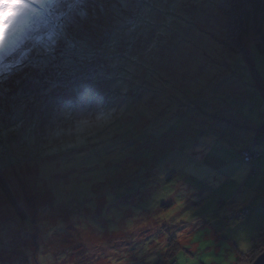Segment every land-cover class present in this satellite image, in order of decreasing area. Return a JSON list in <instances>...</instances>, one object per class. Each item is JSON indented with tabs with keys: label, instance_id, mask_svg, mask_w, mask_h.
<instances>
[{
	"label": "rangeland",
	"instance_id": "rangeland-1",
	"mask_svg": "<svg viewBox=\"0 0 264 264\" xmlns=\"http://www.w3.org/2000/svg\"><path fill=\"white\" fill-rule=\"evenodd\" d=\"M122 1L80 0L83 18L68 8L55 28L38 15L3 57L0 264H234L264 231L253 37L222 46L225 0ZM123 27L121 58L88 78L100 58L79 50ZM118 82L141 96L139 121L106 102Z\"/></svg>",
	"mask_w": 264,
	"mask_h": 264
},
{
	"label": "trees",
	"instance_id": "trees-1",
	"mask_svg": "<svg viewBox=\"0 0 264 264\" xmlns=\"http://www.w3.org/2000/svg\"><path fill=\"white\" fill-rule=\"evenodd\" d=\"M114 1L120 5V3H121L120 1H122V0H114ZM57 2H59V0H57ZM67 3H69V2H67ZM229 6L233 9L232 13H229V11L227 10V8ZM62 7H63V9H60L58 11H56L55 7L45 9V10H41L38 15L41 16L42 20H44L47 23H50V25H53V28H55V26H56L55 16L60 15L63 12V10H65L66 12L69 10L66 6H62ZM71 10L76 11L77 14L83 18V16H84L83 12L78 11L76 7L72 8ZM219 11L226 18V28L224 30V40H223L222 46L224 45L225 42H227V44L230 46L235 45V46L239 47L240 45L238 42H240V40H241L240 38L242 36L247 37V36L251 35L254 39V43H253L254 48L256 49V51L260 55H264V0H232V2H230V0H225V2L220 5ZM227 16L232 17L231 18L232 23H230L231 19L227 18ZM126 31H127L126 27H123L120 31L117 32V34L114 33V34L107 36L106 41L102 43V46H100V48H98V49H100L98 52H91L92 53L91 54L90 51L79 50L80 52H82L83 56L88 57V59H91V60L97 59V61H98V59L100 58L97 67L90 70V72L88 74L90 76L88 78L92 77V78L99 80L101 75L104 74V70H103L102 65L103 64H111L112 60L115 61V62H113L115 65V63L117 62V59L121 58V55H123V51H124V49H121V48H123L124 46L126 47L130 43V38H129V40L125 41L124 43H123L122 39H120V37L123 36V32L126 33ZM131 38L135 39L134 37H131ZM136 38H137V36H136ZM70 42H71L70 40L64 41V44L69 45L70 48H68V50H67V49H63V47H62V48H60L61 51L67 50L68 52L71 53V50H72L74 52V54L76 53L73 56L80 55V54H77V50H76L79 48H77L76 45L74 46V44H72ZM233 46H231V47H233ZM100 51L102 52L101 55L103 54V56L99 55ZM235 51L239 55H243L247 59V61L249 60L247 53L243 52V50H235ZM93 55H97V57H95ZM68 56H71V55L68 54ZM68 56H66V58ZM108 59L111 61H106ZM108 66H110V65H108ZM121 72H122V70H121ZM116 75H118L117 72H116ZM106 76H108V73L106 74ZM138 83H140V82L138 81ZM86 85H90V84H84V86H86ZM141 89H142L141 87L138 88L135 93L136 94L139 93L141 91ZM257 90L264 100V85H260L259 87H257ZM125 91H126V89L124 88V84L121 85L118 82V85L116 86V88L113 90V92L109 93V95L107 96V98H105V100H106V102L110 103V102H113L117 97H119L122 100L121 104H123V103L127 104L122 108L124 115L126 113H129L127 115L136 116L138 118L137 121H139L141 119V114L139 111L137 112L136 109L140 108V104H138V103L141 102V96H132V93L126 94ZM111 93H114V94L111 95ZM111 97H112V99H111ZM123 97H124V99H123ZM242 97L244 98V102L248 101L247 96H242ZM143 99H144V97H143ZM151 104L154 105V102H151ZM102 106H103L104 111L107 110V108H108L107 103H105V105L102 104ZM241 117L243 119H245V117L243 115H241ZM245 121H247V119ZM258 130H259V133H264V126ZM246 153L256 154V158L250 162H246L245 157H244V154H246ZM242 157H243V161L245 163H251V162L257 161V159L259 158V154L255 153L252 149V151L244 152ZM131 159H134V158H131ZM134 160L136 161V159H134ZM263 160H264V158H263ZM6 188H7V185L3 182V178H2V175L0 173V190H2V192L6 193V191L8 190V188H7V190H6ZM164 207L165 206H163V208ZM263 237H264V231L261 235H259L254 240L251 250L245 254L239 255L238 259L235 261L234 264H239V263L251 264L255 260V258L264 251V247L260 248V249H258L259 247H257L258 242H263V241H261V239Z\"/></svg>",
	"mask_w": 264,
	"mask_h": 264
},
{
	"label": "snow or ice",
	"instance_id": "snow-or-ice-1",
	"mask_svg": "<svg viewBox=\"0 0 264 264\" xmlns=\"http://www.w3.org/2000/svg\"><path fill=\"white\" fill-rule=\"evenodd\" d=\"M80 0L74 3H62L57 0H0V76L5 75L4 55L12 52L25 37L29 26L36 20L41 10L66 6L76 7Z\"/></svg>",
	"mask_w": 264,
	"mask_h": 264
},
{
	"label": "water",
	"instance_id": "water-1",
	"mask_svg": "<svg viewBox=\"0 0 264 264\" xmlns=\"http://www.w3.org/2000/svg\"><path fill=\"white\" fill-rule=\"evenodd\" d=\"M251 264H264V251Z\"/></svg>",
	"mask_w": 264,
	"mask_h": 264
},
{
	"label": "built area",
	"instance_id": "built-area-1",
	"mask_svg": "<svg viewBox=\"0 0 264 264\" xmlns=\"http://www.w3.org/2000/svg\"><path fill=\"white\" fill-rule=\"evenodd\" d=\"M244 157H245V161L246 162H250L252 160H254L256 158V154H244Z\"/></svg>",
	"mask_w": 264,
	"mask_h": 264
},
{
	"label": "crops",
	"instance_id": "crops-1",
	"mask_svg": "<svg viewBox=\"0 0 264 264\" xmlns=\"http://www.w3.org/2000/svg\"><path fill=\"white\" fill-rule=\"evenodd\" d=\"M255 100H257V99H255Z\"/></svg>",
	"mask_w": 264,
	"mask_h": 264
}]
</instances>
